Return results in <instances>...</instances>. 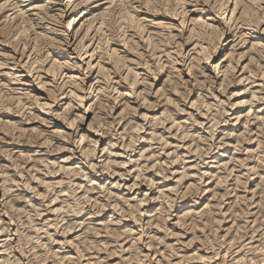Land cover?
<instances>
[{"label": "bare ground", "instance_id": "6f19581e", "mask_svg": "<svg viewBox=\"0 0 264 264\" xmlns=\"http://www.w3.org/2000/svg\"><path fill=\"white\" fill-rule=\"evenodd\" d=\"M227 254L264 264V0H0V264Z\"/></svg>", "mask_w": 264, "mask_h": 264}, {"label": "rangeland", "instance_id": "374dc122", "mask_svg": "<svg viewBox=\"0 0 264 264\" xmlns=\"http://www.w3.org/2000/svg\"><path fill=\"white\" fill-rule=\"evenodd\" d=\"M240 190H241V189H240ZM240 190H239V191H240ZM227 225L229 226V224L221 223V226H222V227L220 226L221 228H220L218 231L214 230V229H216L215 227L212 228V235L215 234V235H213L214 237H217V236H218V237H221L220 235H222L223 233H220V232H221L220 230L228 228ZM225 227H226V228H225ZM196 230H197V231H195L193 234H191V236H189L188 238H191L192 235H193V236H196V238L199 237V236H200V233H199L198 229H196ZM259 230H260V229H258L257 231L259 232ZM213 231H214V232H213ZM254 231H255V230H254ZM196 232H197V233H196ZM241 232H242V231H241ZM191 233H192V232H191ZM195 234H197V235H195ZM251 234H252V233H251ZM198 235H199V236H198ZM256 235H257V234H256ZM248 236H250V234H248ZM184 237H186V236H184ZM218 237H217V238H218ZM199 239H200V237H199ZM244 239H245V238H243V240H244ZM200 240H201V239H200ZM183 241H184V239H183ZM186 241H187V239H185V242H186ZM224 246H225V245H224ZM186 249H187V247H186ZM231 258H232V254H227V258H225V263H226V264H230L229 261L231 260ZM229 259H230V260H229Z\"/></svg>", "mask_w": 264, "mask_h": 264}]
</instances>
